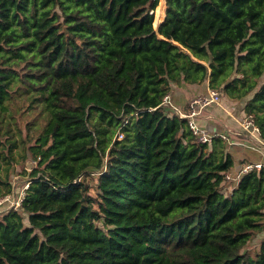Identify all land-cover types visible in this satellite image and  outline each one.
<instances>
[{
    "label": "trees",
    "instance_id": "trees-1",
    "mask_svg": "<svg viewBox=\"0 0 264 264\" xmlns=\"http://www.w3.org/2000/svg\"><path fill=\"white\" fill-rule=\"evenodd\" d=\"M158 4L0 0V131L16 93L43 114L18 131L34 164L0 209V264H264V166L226 180L246 147L163 102L207 82L264 141V0Z\"/></svg>",
    "mask_w": 264,
    "mask_h": 264
},
{
    "label": "rangeland",
    "instance_id": "rangeland-1",
    "mask_svg": "<svg viewBox=\"0 0 264 264\" xmlns=\"http://www.w3.org/2000/svg\"><path fill=\"white\" fill-rule=\"evenodd\" d=\"M162 3V0H159L158 6ZM164 4H162L163 7ZM179 99V97L177 98ZM25 103L26 105L29 104V101L26 99V94H14L13 100L11 101V108L8 110V114L4 116L3 120L1 121L2 130L0 131V179H5L7 174L9 175L12 184H17L15 188V192L12 195L13 199L15 200L18 195L19 191L22 188V182L25 179V176L22 174L24 169V162L28 165L27 169H30L34 164V161L30 159L29 154L25 156V152L23 147L20 143V133L18 132L19 129L22 131V134L25 135L27 130V123L30 124L29 126V133H36L39 131L41 126V119L43 118V114L39 111V106L36 108H30L29 106L23 110L20 109V105ZM171 104H176V101H172L170 98ZM180 104V103H178ZM198 109V107H196ZM206 109H202L200 115L197 117L198 119L202 118V115ZM13 112L14 115L11 116L9 113ZM10 122L11 126V133L13 134L11 138H6L8 135L4 132L6 127V122ZM216 126V130H213V127ZM199 127L204 129L209 135L213 133L220 132V124H218L213 119H206L203 124H199ZM7 141L15 142L16 146L12 148L10 151V157L5 152V144ZM253 146L256 144L251 142ZM3 148V149H2ZM243 153L240 154V159L242 156L247 158L249 162H258L264 164V150L260 148L259 145L255 147L253 151L242 148ZM11 158V159H10ZM245 163V164H246ZM239 163H237L238 165ZM243 165H240V167ZM3 188L2 184H0V189ZM2 195V194H1ZM3 208H9V206H5ZM2 208V209H3ZM262 235L258 236L250 245V247H254L258 244L259 239Z\"/></svg>",
    "mask_w": 264,
    "mask_h": 264
},
{
    "label": "crops",
    "instance_id": "crops-1",
    "mask_svg": "<svg viewBox=\"0 0 264 264\" xmlns=\"http://www.w3.org/2000/svg\"><path fill=\"white\" fill-rule=\"evenodd\" d=\"M162 4H164V0H162ZM165 16L164 13V5H163V18ZM162 18V19H163ZM159 25V23H158ZM207 82L205 84L197 85H182L180 87L174 86L169 93L170 98L172 101H176V104H171L172 107L177 111H185L186 105L188 101L199 94H206L207 92ZM179 97V99H177ZM180 103V104H178ZM206 109L202 115V118L198 119L199 124H203L204 121L208 119L215 120L218 124H220V132L213 133V135H219L224 136L227 140L229 146L232 148L234 146L243 145L246 148H249L251 151L255 149L257 146V141L251 139L248 134H246L244 131L241 130L240 127V121L244 117V112L242 109V106L230 101L227 97L221 96L220 102L218 105H209L205 107ZM213 130H216V126L213 127ZM251 142H254L256 145L253 146ZM228 148V147H227ZM236 149V147H235ZM235 152V153H234ZM233 152L234 159L236 162V165L234 167V171L238 170L241 165V161L243 159H246V161H249L246 157L240 159V154L237 150ZM237 163H239L237 165Z\"/></svg>",
    "mask_w": 264,
    "mask_h": 264
},
{
    "label": "built area",
    "instance_id": "built-area-1",
    "mask_svg": "<svg viewBox=\"0 0 264 264\" xmlns=\"http://www.w3.org/2000/svg\"><path fill=\"white\" fill-rule=\"evenodd\" d=\"M157 7V6H156ZM155 7V9H156ZM155 9H148V12L152 15L155 14ZM169 95H165L163 102H168ZM220 102V93L215 89L207 88L206 94H199L194 97H192L187 105L185 111H179L177 110L178 114L182 117H186L188 119V126L192 130L193 134L197 135L199 140L201 141H209L212 137V135H209L204 129L199 127V123L196 120L197 117L200 115L202 109L209 105H218ZM198 107V109H196ZM240 127L241 130L244 131L248 136L257 141V145L260 146L264 150V141L261 139L259 135L258 128L254 125L253 118L251 115H244L242 120L240 121ZM120 136V135H119ZM223 139H225L224 136L221 135ZM264 164L258 163V162H249L243 165L239 171L234 175L230 176L228 173L225 174L226 180H233L237 182L240 178V176L243 173H246L247 171H250L252 169H260L263 167ZM28 184H24L22 188L19 191L18 197L14 200L11 194H5L3 196H0V209H2L5 206H9V208L13 207L14 209H17L24 196V190L27 188Z\"/></svg>",
    "mask_w": 264,
    "mask_h": 264
},
{
    "label": "water",
    "instance_id": "water-1",
    "mask_svg": "<svg viewBox=\"0 0 264 264\" xmlns=\"http://www.w3.org/2000/svg\"><path fill=\"white\" fill-rule=\"evenodd\" d=\"M160 24V23H159ZM154 30H157V27H156V29H154Z\"/></svg>",
    "mask_w": 264,
    "mask_h": 264
}]
</instances>
